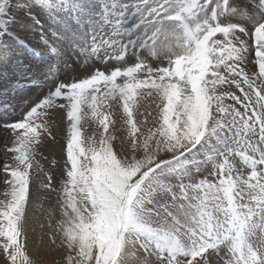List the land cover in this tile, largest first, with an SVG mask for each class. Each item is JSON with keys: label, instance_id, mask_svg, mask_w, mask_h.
<instances>
[{"label": "snow or ice", "instance_id": "1", "mask_svg": "<svg viewBox=\"0 0 264 264\" xmlns=\"http://www.w3.org/2000/svg\"><path fill=\"white\" fill-rule=\"evenodd\" d=\"M14 7L0 0V121L35 92L0 122V264H49L28 243L44 201L51 264H264V0Z\"/></svg>", "mask_w": 264, "mask_h": 264}, {"label": "rangeland", "instance_id": "2", "mask_svg": "<svg viewBox=\"0 0 264 264\" xmlns=\"http://www.w3.org/2000/svg\"><path fill=\"white\" fill-rule=\"evenodd\" d=\"M232 2L234 5H239V6L243 7L248 2V0H232ZM18 8H19V0H17V7L13 8V14L17 13ZM21 34L26 35L25 33H21ZM27 38L29 40V43L32 46H35L34 44H32V41H34L35 37L29 36ZM34 92H35V89H33L32 92L26 93L24 96H16L15 98H13L11 96L6 97L5 99H7L8 103L13 105L14 107H16V115H10L7 121H0V122H10L13 120H18L20 118V107L19 106L23 103V101L25 99L28 98V96H31ZM146 104H147V102H142L141 111L145 110ZM9 111L11 112V109ZM153 114H155L154 108H153ZM117 119H118L117 128H119L120 127L119 118H117ZM137 119H142V117L138 116ZM149 119L151 120L152 118L150 117ZM56 120H57L58 126L54 128V134L57 136V140L59 142L54 143V142L49 141L48 147H49V149H51V151L45 152V155L48 156L49 159L52 158L53 151L55 152L56 158H59L61 145L63 144L62 137L64 134L65 125H64V123L61 122V117H60L59 113L56 116ZM0 131L5 133L6 136L8 137V139L5 141V144L10 145V143H11L10 134L5 132L2 127H0ZM95 131H97L95 125L92 124L90 121L86 122L84 124L83 129H82V133L86 137L92 135V133ZM117 135L122 136V135H124V133L122 131H120V132H117ZM115 147L117 150H119L120 145L118 142L115 143ZM10 155L11 154H9V156ZM1 157L3 158L2 162L8 160V157H6L5 155L1 154ZM4 199H5V197L3 195V185H2V191H0V201H3ZM51 200L53 202L55 201V194L52 195ZM34 207L37 209V211H33L31 209L29 210V213H30L29 214V224H28L29 237H30L29 242H28L29 243V251L35 255L37 252V246L39 245L40 251L44 254V256L48 260L49 264H51V262L54 260L55 261H62V258L64 255L63 251H56V252L47 251V249L49 247V243H48L49 242V236L47 235V233L51 230L47 227V221H46V219H44V216L47 215V211L51 207L50 203L48 201H44L42 203L41 202H34ZM42 212H43V215H38V213H42ZM41 223H43L45 225V227L43 229H41L39 227V225ZM33 229H35V230L33 231ZM41 236H43V242L42 243H41ZM143 255L144 254L142 252L139 253V256L141 258L143 257ZM217 259H218L217 257L212 256L211 257L212 264H216ZM130 264H136V262L131 261Z\"/></svg>", "mask_w": 264, "mask_h": 264}, {"label": "bare ground", "instance_id": "3", "mask_svg": "<svg viewBox=\"0 0 264 264\" xmlns=\"http://www.w3.org/2000/svg\"><path fill=\"white\" fill-rule=\"evenodd\" d=\"M8 139V137L6 136L5 133L0 131V157L1 154L4 155V151H5V141ZM3 158H0V161L2 162ZM0 191H2V185H0ZM48 206V205H47ZM43 213V212H42ZM30 214V213H29ZM45 215V214H44ZM44 220V219H43ZM38 221V220H37ZM34 222V221H33Z\"/></svg>", "mask_w": 264, "mask_h": 264}]
</instances>
